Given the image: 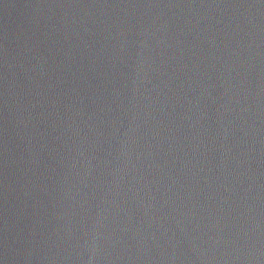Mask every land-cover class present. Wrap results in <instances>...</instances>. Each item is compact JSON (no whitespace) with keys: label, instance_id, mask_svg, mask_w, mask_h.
Listing matches in <instances>:
<instances>
[{"label":"water","instance_id":"95a60500","mask_svg":"<svg viewBox=\"0 0 264 264\" xmlns=\"http://www.w3.org/2000/svg\"><path fill=\"white\" fill-rule=\"evenodd\" d=\"M0 264H264V0H0Z\"/></svg>","mask_w":264,"mask_h":264}]
</instances>
